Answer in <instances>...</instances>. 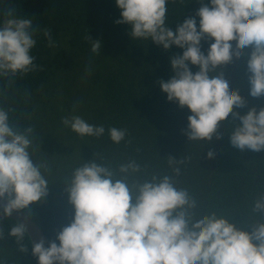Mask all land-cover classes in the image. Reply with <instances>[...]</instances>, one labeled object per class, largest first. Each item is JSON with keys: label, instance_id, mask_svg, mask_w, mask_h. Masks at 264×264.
<instances>
[{"label": "trees", "instance_id": "16d2710c", "mask_svg": "<svg viewBox=\"0 0 264 264\" xmlns=\"http://www.w3.org/2000/svg\"><path fill=\"white\" fill-rule=\"evenodd\" d=\"M166 7V25L176 31L201 4L168 0ZM9 8L17 18L30 19L36 29L30 55L38 67L14 77L0 76V108L16 130L33 129L28 151L34 164L43 165L48 195L22 210L41 226L48 241L72 222L75 209L66 189L74 170L90 160L114 170L116 179L126 176L129 186L153 176L172 177L177 189H187L196 200L197 218L215 212L248 231L251 224L264 222V214L253 211L256 199L264 195V151L233 147L235 125L230 120L221 122L220 139L188 140L184 130L190 109L169 101L161 88L160 80L174 75L171 57L182 55L183 49L173 45L165 50L150 38H132L130 25L116 23L122 18L116 0H0V25ZM45 29L51 32V46ZM91 38L102 42L100 52H92ZM211 42L214 39L202 41L205 54ZM251 51L246 48L239 59L213 73L224 72L230 88L245 98L246 106L235 109L241 114L264 107V96L250 95ZM191 70L199 69L193 65ZM74 115L102 125L104 134L81 136L66 127L63 118ZM112 127L127 130L120 143L111 139ZM209 150L214 158H208ZM132 161L139 171L120 173V166ZM18 223L0 208V264H38L28 233L19 242L9 234Z\"/></svg>", "mask_w": 264, "mask_h": 264}, {"label": "clouds", "instance_id": "9594fccd", "mask_svg": "<svg viewBox=\"0 0 264 264\" xmlns=\"http://www.w3.org/2000/svg\"><path fill=\"white\" fill-rule=\"evenodd\" d=\"M199 2L195 16L179 23L176 31L166 25L168 0H116L122 10L116 23L130 25L132 38H150L165 50L173 45L183 49L182 55L171 57L174 75L161 79L160 85L169 101L190 109L184 130L188 140L220 139L221 122L230 120L235 125L230 137L233 147L264 151V107H252L246 114L236 111L246 106L245 98L230 88L224 72L213 75L250 47V95L264 96V0ZM5 17L0 25V76L26 74L38 67L30 55L36 29L30 19L17 18L12 8ZM44 35L51 46L50 30L45 29ZM213 39L205 54L202 41ZM91 40L92 52H100L102 42ZM193 65L199 69L195 73ZM63 124L81 136L100 137L105 132L102 125L75 115L64 117ZM32 131L31 127L16 130L8 112L0 108V200L7 199L0 206L5 216L48 195L49 185L40 171L43 165L34 164L28 151ZM126 131L112 127L109 134L120 143ZM207 156L214 158L215 152L209 150ZM139 168L132 161L119 171ZM173 171L179 174L180 168ZM116 175L91 160L74 170L66 189L74 218L48 241V247L43 238L38 243L32 239L38 264H264V222L251 224L248 231L215 212L197 218L196 200L187 189H177L172 177L153 176L129 186L126 176L116 179ZM253 211L264 214V195L256 199ZM26 232L27 225L20 222L9 234L19 242Z\"/></svg>", "mask_w": 264, "mask_h": 264}, {"label": "water", "instance_id": "95a60500", "mask_svg": "<svg viewBox=\"0 0 264 264\" xmlns=\"http://www.w3.org/2000/svg\"><path fill=\"white\" fill-rule=\"evenodd\" d=\"M6 202H7L6 197L3 200H0V204ZM0 208L2 209V206H0ZM10 217H12L13 219L19 222H24L27 225L29 231L27 233L30 237L31 242L33 239V241L38 243L41 240V238H43L45 240V247H48V239L45 235V232L43 231L41 226L33 218L29 216L27 212H25L24 210H14L12 216Z\"/></svg>", "mask_w": 264, "mask_h": 264}]
</instances>
